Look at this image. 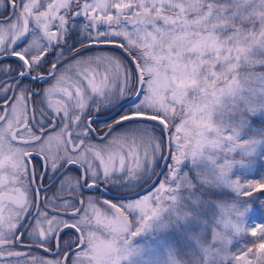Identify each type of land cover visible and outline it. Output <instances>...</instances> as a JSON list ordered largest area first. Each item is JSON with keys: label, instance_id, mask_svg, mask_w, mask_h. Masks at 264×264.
<instances>
[{"label": "snow or ice", "instance_id": "1", "mask_svg": "<svg viewBox=\"0 0 264 264\" xmlns=\"http://www.w3.org/2000/svg\"><path fill=\"white\" fill-rule=\"evenodd\" d=\"M245 69L264 93V0H0V264H121L176 207L190 116ZM248 235L220 264H264Z\"/></svg>", "mask_w": 264, "mask_h": 264}, {"label": "rangeland", "instance_id": "2", "mask_svg": "<svg viewBox=\"0 0 264 264\" xmlns=\"http://www.w3.org/2000/svg\"><path fill=\"white\" fill-rule=\"evenodd\" d=\"M246 71V69L242 70L240 75ZM217 72H220L219 66H217ZM197 102H199V96L190 97V103ZM254 119H257L260 124H255ZM224 135L227 137L228 132ZM246 140L256 142L250 154L245 155V150L240 149L232 151L231 154L226 153L224 149L229 148L227 142L215 153L219 157L216 160L217 164L228 160L239 161V163H233L230 173L225 177L216 178L214 169L207 165L193 164L188 160L183 161L178 168V173L187 175L193 187L191 191L180 190L177 207L192 213V216L182 222L171 213H167L163 218L168 221L166 226L161 227L162 220H158L138 236L130 237L131 255L121 264H168V257L173 252L179 256H186L193 249V244L189 239L190 233L199 231L201 237L211 240L213 230H221L220 221L225 220L230 224L227 231L232 239L227 252L221 255H234L240 249L249 246L252 238L248 232L255 226L264 225V194L257 195L258 206L253 207L247 205V202L243 205V200H249L251 197L243 198L227 188H233L234 185H242L249 181H264V110L247 116L241 121L237 143ZM170 164L171 160L168 165ZM198 171H206L214 182L208 185L201 184L196 175ZM152 190L154 191V188ZM216 193H229L235 196L227 197V200L222 202H215V197L218 196L213 195ZM220 204L230 206L232 211L222 215L218 208ZM233 229L236 230V234H233ZM212 246L216 247L215 244Z\"/></svg>", "mask_w": 264, "mask_h": 264}, {"label": "clouds", "instance_id": "3", "mask_svg": "<svg viewBox=\"0 0 264 264\" xmlns=\"http://www.w3.org/2000/svg\"><path fill=\"white\" fill-rule=\"evenodd\" d=\"M245 93H248V95H245ZM210 104L209 111L203 115L197 116L196 113H193L190 116L189 119L192 122L189 124L186 147L181 160L182 162L188 160L193 164L207 165L209 168L214 169L216 178H221L227 176L233 163H239V161L228 160L222 164H217L216 160L219 157L213 153L218 152L227 142L229 148L224 149L226 153L231 154L232 151L240 149L245 150V155L250 154L256 142L246 140L237 143L240 135V125L241 121L246 119L247 116L258 114L264 110V93H261L259 89L253 92L249 85V77L244 73L240 75L238 85L233 90H226L222 94H218L215 99L210 101ZM201 120L204 121L203 125L200 124ZM220 130H230L231 139L225 137ZM196 175L201 184L208 185L214 182V179L206 171H198ZM178 187L181 190L191 191L193 185L189 178H184L182 181H178ZM173 203L176 207L171 215L176 219L183 222L192 216V213L177 207L179 192H177V199ZM163 207H167V205H162ZM218 208L222 215L232 211L230 206L224 204L218 205ZM161 220L160 226H166L168 221L166 219ZM220 223L221 230H213L211 240L201 237L199 231L190 233L189 239L193 244V249L186 256H179L173 252L168 257V264H220L221 254L227 252L232 239L227 231L230 227L229 222L225 220L220 221ZM233 234H236L235 229H233ZM129 244L130 239L125 242L126 250L120 257L122 261L127 260L131 255ZM213 244L216 247H213ZM261 259L264 260V255L261 256ZM253 264H256L255 260H253Z\"/></svg>", "mask_w": 264, "mask_h": 264}, {"label": "trees", "instance_id": "4", "mask_svg": "<svg viewBox=\"0 0 264 264\" xmlns=\"http://www.w3.org/2000/svg\"><path fill=\"white\" fill-rule=\"evenodd\" d=\"M215 196H219V198H221L222 196L215 194ZM257 195L251 197L249 200H245L248 202L249 205H252L253 207H257L258 206V201H257ZM263 213H264V209H263Z\"/></svg>", "mask_w": 264, "mask_h": 264}, {"label": "water", "instance_id": "5", "mask_svg": "<svg viewBox=\"0 0 264 264\" xmlns=\"http://www.w3.org/2000/svg\"><path fill=\"white\" fill-rule=\"evenodd\" d=\"M167 153H168V149H166V155H167ZM165 162H166V161H164V160L162 161L161 169L159 170V172H161V170H162V168H163ZM145 190H147V189H145ZM145 190H144V191H145Z\"/></svg>", "mask_w": 264, "mask_h": 264}]
</instances>
